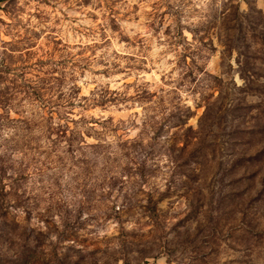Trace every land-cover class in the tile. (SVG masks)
I'll use <instances>...</instances> for the list:
<instances>
[{"label":"rangeland","instance_id":"1","mask_svg":"<svg viewBox=\"0 0 264 264\" xmlns=\"http://www.w3.org/2000/svg\"><path fill=\"white\" fill-rule=\"evenodd\" d=\"M0 264H264V0H0Z\"/></svg>","mask_w":264,"mask_h":264},{"label":"clouds","instance_id":"2","mask_svg":"<svg viewBox=\"0 0 264 264\" xmlns=\"http://www.w3.org/2000/svg\"><path fill=\"white\" fill-rule=\"evenodd\" d=\"M130 2H135V0H130ZM121 66H123V63H121ZM157 67H159V65L157 66ZM141 75H143V74H141ZM133 79H135V76H133L132 77ZM147 79H149V80H151L153 77L152 76H147L146 77ZM85 79L86 80H91L92 78L90 77V76H86L85 77ZM98 79V81L100 82V83H104L105 81L103 80V77H100V78H97ZM116 79H119L118 77H115V78H113L111 81H109L111 84H112V87L113 88H117V89H120V91H123V89H121L120 88V84H117V83H115V80ZM89 88H91V87H95V85H92V84H89V86H88ZM87 89H85V92H84V94L85 95H87ZM128 94H131V92H129ZM135 111H139V108H136V109H134ZM93 115H95V113H92ZM107 115H108V113H103L102 114V117L103 118H106L107 117ZM121 115H124V113H121Z\"/></svg>","mask_w":264,"mask_h":264}]
</instances>
